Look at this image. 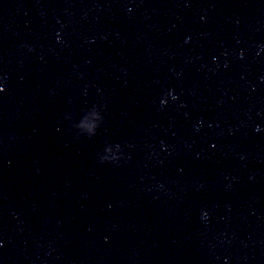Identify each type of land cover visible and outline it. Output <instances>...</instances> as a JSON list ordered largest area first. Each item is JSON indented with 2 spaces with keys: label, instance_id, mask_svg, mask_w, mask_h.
<instances>
[{
  "label": "water",
  "instance_id": "obj_1",
  "mask_svg": "<svg viewBox=\"0 0 264 264\" xmlns=\"http://www.w3.org/2000/svg\"><path fill=\"white\" fill-rule=\"evenodd\" d=\"M0 264H264V0H0Z\"/></svg>",
  "mask_w": 264,
  "mask_h": 264
}]
</instances>
